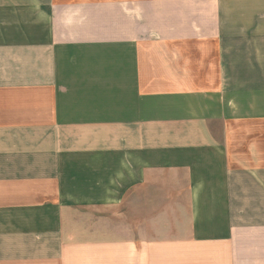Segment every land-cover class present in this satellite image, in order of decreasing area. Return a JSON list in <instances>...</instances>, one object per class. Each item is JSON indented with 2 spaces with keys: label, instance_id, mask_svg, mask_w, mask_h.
I'll use <instances>...</instances> for the list:
<instances>
[{
  "label": "crops",
  "instance_id": "obj_1",
  "mask_svg": "<svg viewBox=\"0 0 264 264\" xmlns=\"http://www.w3.org/2000/svg\"><path fill=\"white\" fill-rule=\"evenodd\" d=\"M264 0H0V264H264Z\"/></svg>",
  "mask_w": 264,
  "mask_h": 264
},
{
  "label": "rangeland",
  "instance_id": "obj_2",
  "mask_svg": "<svg viewBox=\"0 0 264 264\" xmlns=\"http://www.w3.org/2000/svg\"><path fill=\"white\" fill-rule=\"evenodd\" d=\"M242 129L246 128L249 130H253L254 132H264V122H259V123H252L250 125H242V126H237L236 129Z\"/></svg>",
  "mask_w": 264,
  "mask_h": 264
}]
</instances>
